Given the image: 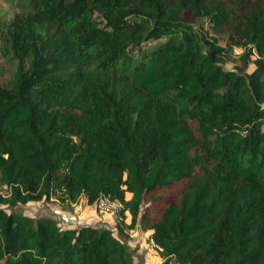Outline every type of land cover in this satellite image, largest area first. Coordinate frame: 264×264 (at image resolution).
<instances>
[{
	"label": "trees",
	"instance_id": "16d2710c",
	"mask_svg": "<svg viewBox=\"0 0 264 264\" xmlns=\"http://www.w3.org/2000/svg\"><path fill=\"white\" fill-rule=\"evenodd\" d=\"M25 10L0 84V264H143L121 226L150 231L160 264H264V0ZM101 195L115 231L13 211Z\"/></svg>",
	"mask_w": 264,
	"mask_h": 264
},
{
	"label": "rangeland",
	"instance_id": "374dc122",
	"mask_svg": "<svg viewBox=\"0 0 264 264\" xmlns=\"http://www.w3.org/2000/svg\"><path fill=\"white\" fill-rule=\"evenodd\" d=\"M28 1L29 0H0V84L4 85L6 84V82L10 79L12 72L15 68L16 65V61L15 59L12 57V54L10 52L9 49V42H8V37H7V30L9 29V24L11 23V21L14 19V17L18 16L20 13L24 14L25 13V8L28 6ZM242 1V8H246L248 6H250L252 3H254L255 0H240ZM199 25V24H198ZM205 28V27H204ZM208 30V28H207ZM210 32V30H208ZM224 39L225 36L221 35L219 37V42L220 44H224ZM163 40H156V41H148V42H144L141 44V49L140 50H149L151 48H153L155 45H157L158 43L162 42ZM232 56L235 58L237 57L240 52L241 49L233 46L232 48ZM137 53V51L132 52L133 55H135ZM252 58V57H251ZM233 64H237V59H235L234 62H230L227 61L225 63H223V67L225 69H232ZM253 69V65L250 64L247 68V71L250 72ZM262 128L264 129V124L262 125ZM126 198H128L129 196L126 195ZM79 202H81V208H78L77 212H81L83 214L82 218L85 222L83 224L86 225V223H89V217L88 215L91 214V210L94 209V213H95V202L92 203L91 205H87L85 202V204L82 202V199L79 198L78 200ZM77 201V202H78ZM85 201V198H84ZM78 202V203H79ZM78 203L69 205V204H60L54 200H50V201H34V202H29L27 204L24 205H17L13 211L17 212V213H21L23 215L26 216H30V217H37V216H47L50 217L52 219H54L57 224L59 226H66L67 224H73V225H77L78 223H76V221L78 220L77 215H71L75 205H77ZM0 207H3V205L0 204ZM93 214V213H92ZM96 214V213H95ZM97 215V214H96ZM127 216V214H124V216ZM62 216H67L68 218H71V221H62L60 220L59 217ZM65 217V218H67ZM63 217V220L65 219ZM94 220L97 221V224L99 226H104L107 227L111 230L115 229V226L117 224V222L120 220V218H118V216L114 215H105V216H94L93 217ZM76 220V221H75ZM74 221V222H73ZM62 226V227H63ZM122 229H124L123 236L126 237V239H129L130 241L133 242V245H137L134 240H135V235L130 238L129 236V231H127L124 226H121ZM115 231V230H114ZM132 248V247H131ZM155 251L156 249L153 248ZM134 250V256H135V261H139L142 259H140L139 257L142 258V255L140 253H137ZM152 250V249H151ZM156 256L159 257L157 251L155 252ZM160 261L161 258L159 257ZM153 264H160V263H155V261L152 262Z\"/></svg>",
	"mask_w": 264,
	"mask_h": 264
},
{
	"label": "crops",
	"instance_id": "0c3cea01",
	"mask_svg": "<svg viewBox=\"0 0 264 264\" xmlns=\"http://www.w3.org/2000/svg\"><path fill=\"white\" fill-rule=\"evenodd\" d=\"M81 199H82V202L84 203L85 202L84 201V197H81ZM78 202H76V203H78ZM80 204H81V202H79L77 205H75V207H74L71 215H77L76 218H78V220L77 221L75 220L76 223H78L77 225H85V224H83L85 221L82 219L84 217H82V215H81V214H83L82 211L80 213L77 212L78 208H81V205ZM73 206H74V204H73ZM93 211H94V209H92L91 210V214L88 215V217H89V219H88L89 220V223H86V225H93V226H97L98 225L97 224V221L94 220V218H93L94 216H97V215ZM124 214H127V213H124ZM63 217L65 218L67 216L59 217L60 220L67 221V223H68V221H71L72 222L71 218H68L67 217V218H65L63 220ZM123 221H124L125 224H127L129 222V216H128V214H127V216L126 215L124 216V220ZM73 226H76V225L67 224L66 226H63V227H73ZM129 232H131V233H129V236L128 237L132 238L135 235L136 237H135L134 242L136 244H138V245H137V248H136V245H133V242L130 241L129 239H126V244H127V246L130 249H135V251L137 253H140L142 255V258L141 257H139V258L142 259L143 264H153L152 263L153 261H155V263H160L161 262L160 259H159V257L155 255L156 254L155 253L156 251L154 249H152V248H147L146 247L145 239L150 234V231H134V230H130Z\"/></svg>",
	"mask_w": 264,
	"mask_h": 264
},
{
	"label": "built area",
	"instance_id": "2783aa9c",
	"mask_svg": "<svg viewBox=\"0 0 264 264\" xmlns=\"http://www.w3.org/2000/svg\"><path fill=\"white\" fill-rule=\"evenodd\" d=\"M120 203L109 199L105 195L99 196L95 201V213L99 216L114 215L116 210L120 207ZM147 248H154V244L149 237L145 239Z\"/></svg>",
	"mask_w": 264,
	"mask_h": 264
}]
</instances>
